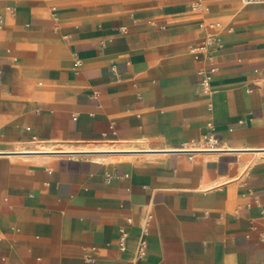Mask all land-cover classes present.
<instances>
[{"label":"crops","instance_id":"0c3cea01","mask_svg":"<svg viewBox=\"0 0 264 264\" xmlns=\"http://www.w3.org/2000/svg\"><path fill=\"white\" fill-rule=\"evenodd\" d=\"M191 1L0 0V264H264V0Z\"/></svg>","mask_w":264,"mask_h":264},{"label":"built area","instance_id":"2783aa9c","mask_svg":"<svg viewBox=\"0 0 264 264\" xmlns=\"http://www.w3.org/2000/svg\"><path fill=\"white\" fill-rule=\"evenodd\" d=\"M241 1L243 3H253V2H258L261 0H241ZM191 6L193 8H202L203 7L202 0H192ZM0 22H1V18H0ZM208 26L212 29L213 28H219V29L221 28V24L219 22H211L208 24ZM209 38H211V39L205 45H202L201 47H199V51L206 52L207 57L212 59L214 52L211 49H209L208 45L211 43V40L214 38V35H210ZM215 71H217V69L215 67H212L207 71L198 72V74L202 77L201 86L203 88H207L209 86L211 75ZM202 142L204 144H207L210 147H214L217 144V139L211 134H206L202 137ZM151 218H152V216L148 215L141 225L140 237H139V240H138L136 247H135V250H134L135 260H140V259L144 258V256L146 255V248H147L146 236L148 234V226H149V223L151 221ZM117 242H118L119 250L124 251L126 248V233L121 229L119 230V233H118ZM262 242L264 244V237H263Z\"/></svg>","mask_w":264,"mask_h":264},{"label":"rangeland","instance_id":"374dc122","mask_svg":"<svg viewBox=\"0 0 264 264\" xmlns=\"http://www.w3.org/2000/svg\"><path fill=\"white\" fill-rule=\"evenodd\" d=\"M237 1H241V0H237ZM208 23V21L206 22V24ZM208 25V24H207ZM209 27V26H208ZM212 30V29H211ZM214 33H216V31L214 30V31H210V33L209 34H214Z\"/></svg>","mask_w":264,"mask_h":264}]
</instances>
